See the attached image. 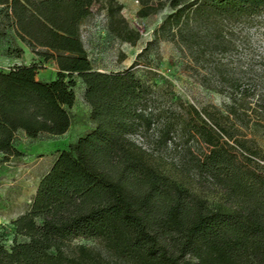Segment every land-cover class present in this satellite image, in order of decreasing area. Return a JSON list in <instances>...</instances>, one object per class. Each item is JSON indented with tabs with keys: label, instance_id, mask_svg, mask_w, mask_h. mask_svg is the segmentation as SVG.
Instances as JSON below:
<instances>
[{
	"label": "trees",
	"instance_id": "1",
	"mask_svg": "<svg viewBox=\"0 0 264 264\" xmlns=\"http://www.w3.org/2000/svg\"><path fill=\"white\" fill-rule=\"evenodd\" d=\"M99 1L0 0L7 25L57 66L50 80L37 79L35 63L0 69L2 156L23 154L14 144L18 132L36 138L68 131L74 76L84 83L93 122L57 149L27 209L1 226L0 264H104L100 249L127 264H264V166L258 173L239 161L227 141L220 142L223 128L193 108L180 130L210 147L198 167L222 192V204L211 206L160 171L130 138L143 121L151 125V114L139 104L153 84L133 65L115 72L95 69L81 40L79 27ZM102 1L110 32L134 43L138 33L128 30L122 4ZM166 3L169 12L156 32L177 30L192 41L199 30L223 39L228 25L248 24L264 9V0ZM79 237L102 248L73 244Z\"/></svg>",
	"mask_w": 264,
	"mask_h": 264
},
{
	"label": "rangeland",
	"instance_id": "2",
	"mask_svg": "<svg viewBox=\"0 0 264 264\" xmlns=\"http://www.w3.org/2000/svg\"><path fill=\"white\" fill-rule=\"evenodd\" d=\"M128 30L138 33L134 43L120 40L109 30V16L101 0L81 23L79 33L92 66L115 72L133 65L135 73L153 84L139 108L151 114L130 136L149 153L150 161L169 178L205 198L215 207L223 202L220 189L201 173L198 162L209 146L191 133L181 131L193 110L223 133L220 142L239 161L258 173L264 166V9L248 24L228 25L220 39L212 32L196 31V39L156 32L169 12L166 0H116ZM1 9V7H0ZM147 12L140 14L141 10ZM41 49L22 41L5 22L0 10V69L35 63L36 77L50 80L57 66L38 54ZM139 54V56H138ZM75 78V102L69 109L71 126L60 136L36 138L18 132L15 146L20 156L0 153V232L3 225L27 206L38 179L49 168L57 149L65 147L93 127L85 101L84 83ZM194 108V109H193ZM169 128V132H167ZM216 128V126H215ZM7 238L11 235L8 232ZM73 244L100 247L88 238ZM105 264H127L100 249Z\"/></svg>",
	"mask_w": 264,
	"mask_h": 264
},
{
	"label": "crops",
	"instance_id": "3",
	"mask_svg": "<svg viewBox=\"0 0 264 264\" xmlns=\"http://www.w3.org/2000/svg\"><path fill=\"white\" fill-rule=\"evenodd\" d=\"M68 130H69V129H68ZM64 134H65V133H64ZM54 157H55V155H54ZM54 157H53V159H54ZM53 159H52V161H53ZM52 161H51V163H52ZM50 165H51V164H50ZM38 181H39V179H38ZM38 181H37V183H36V185H35V188H34V190H33L32 196H33V194H34V192H35V189H36V186H37V184H38ZM32 196H31V197H32ZM30 200H31V198H30L29 201L27 202V206L25 207V209H24L23 211L19 212L18 214H16L12 219H14L15 217H17L19 214L23 213V212L27 209Z\"/></svg>",
	"mask_w": 264,
	"mask_h": 264
}]
</instances>
